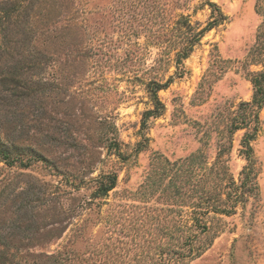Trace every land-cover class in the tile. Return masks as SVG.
I'll list each match as a JSON object with an SVG mask.
<instances>
[{"label":"rangeland","instance_id":"rangeland-1","mask_svg":"<svg viewBox=\"0 0 264 264\" xmlns=\"http://www.w3.org/2000/svg\"><path fill=\"white\" fill-rule=\"evenodd\" d=\"M3 1L1 9L11 1L18 9L0 13V74L40 86L28 97L6 90L11 106L0 109V137L28 153L20 166L0 162V264H173L159 250L176 248L173 213L159 190L144 196L138 187L154 153L201 151L211 164L227 145L225 116L251 100L249 73L262 69L247 54L264 0H215L227 19L194 45L182 77L173 62L184 31L178 20L204 26L203 0ZM170 76L157 93L163 113L142 130L152 107L146 84ZM244 131L223 155L236 181ZM251 144L255 194L230 215L210 214L212 244L183 264H264V104ZM113 171L116 187L95 196L99 176Z\"/></svg>","mask_w":264,"mask_h":264},{"label":"trees","instance_id":"trees-1","mask_svg":"<svg viewBox=\"0 0 264 264\" xmlns=\"http://www.w3.org/2000/svg\"><path fill=\"white\" fill-rule=\"evenodd\" d=\"M3 2L9 3V0ZM15 3L12 4L11 1L9 7L4 9L0 7V13L4 12L8 16L13 15L18 9V3L16 1ZM202 4L209 9L208 21L204 26L193 28L187 20V15H181L180 20H178V22H183L184 31L178 36L180 39L178 41L179 47L175 49L173 57L177 77H182L188 72L184 60L205 32L222 24L227 19L226 14L215 0H203ZM261 15L262 23L256 41L247 56L250 63L261 64L262 69L249 73V80L253 89L251 100L242 101L237 109L228 112L225 116L226 127L223 134L228 138L227 145L222 143V149H219L214 162L211 164L204 159L201 151L177 159H169L163 154L154 153L150 159L149 173L146 175L144 182L138 187V192L144 196L145 194L151 195L159 190L158 195L166 204L165 207L169 206L170 211L173 213L171 239L173 245L176 244V248L169 250L165 244H162L159 249L162 255H174V257H169L173 258V264H183L187 259L199 257L212 244L214 236L210 231V214L217 216L234 213L237 204L243 202L246 195L255 194L257 190L254 182L255 159L251 142L258 132L259 110L264 104V58L260 57V48L263 47L261 39L264 38V14ZM2 53H6V51ZM8 53L10 55V52ZM8 73L10 76L16 75L14 72ZM172 78L170 76L163 82L149 81L146 84L152 107L146 109L142 114V130L148 129L150 118H155L163 113L164 105L157 93L160 89L166 88L171 83ZM14 80L5 72L0 74V86L1 88L4 86L2 89L3 94L0 96L1 110L11 106V102L5 95L6 90L7 92L11 91L13 97H28L32 96L31 94H36L40 86L39 82H33L36 84V88H33L32 84H20V82L16 83ZM11 84L12 87H10ZM17 100V98L14 99L15 102ZM241 129L245 131L239 139L238 152L244 157L246 163L240 171V178L236 181L228 170L227 160L223 158V155L225 152H231L233 135ZM147 138L145 135L144 143ZM144 143L139 142L138 147L143 148ZM26 154H28L27 151L21 146L0 137V162L8 165L18 162L20 166L21 156ZM117 177L115 171L100 175L97 179V188L93 194L106 197L109 191L116 187ZM165 207H162V211L166 209ZM185 208L188 209L187 217L183 215ZM165 264H167L166 261Z\"/></svg>","mask_w":264,"mask_h":264}]
</instances>
